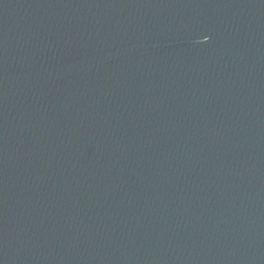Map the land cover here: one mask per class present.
Returning a JSON list of instances; mask_svg holds the SVG:
<instances>
[{"label": "water", "instance_id": "95a60500", "mask_svg": "<svg viewBox=\"0 0 264 264\" xmlns=\"http://www.w3.org/2000/svg\"><path fill=\"white\" fill-rule=\"evenodd\" d=\"M241 264H264V220L257 230Z\"/></svg>", "mask_w": 264, "mask_h": 264}]
</instances>
